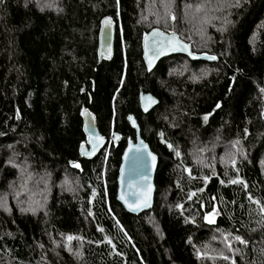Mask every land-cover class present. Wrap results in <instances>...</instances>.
<instances>
[{
  "label": "trees",
  "instance_id": "1",
  "mask_svg": "<svg viewBox=\"0 0 264 264\" xmlns=\"http://www.w3.org/2000/svg\"><path fill=\"white\" fill-rule=\"evenodd\" d=\"M152 29L216 62L146 73ZM84 108L107 142L91 160ZM128 116L157 158L138 216L115 200ZM0 264H264V0H0Z\"/></svg>",
  "mask_w": 264,
  "mask_h": 264
},
{
  "label": "water",
  "instance_id": "2",
  "mask_svg": "<svg viewBox=\"0 0 264 264\" xmlns=\"http://www.w3.org/2000/svg\"><path fill=\"white\" fill-rule=\"evenodd\" d=\"M172 22V20H171ZM115 24L108 16L99 22L96 36L97 59L107 61L113 50ZM141 61L146 73L154 70L157 63L172 56H184L191 62L214 63L216 59L207 54L191 51L189 44L180 40L175 34L152 29L142 35L140 40ZM157 104L156 99L148 93H139L138 107L142 114H147ZM81 129L85 138L78 149V155L88 160L93 159L106 145V140L98 133L94 116L87 110L80 111ZM126 121L134 132L133 140L127 139L120 156L116 175L115 200L123 210L138 216L149 211L154 195V174L157 158L147 143L140 137L138 126L132 116ZM119 136L113 134L110 142L116 144Z\"/></svg>",
  "mask_w": 264,
  "mask_h": 264
},
{
  "label": "snow or ice",
  "instance_id": "3",
  "mask_svg": "<svg viewBox=\"0 0 264 264\" xmlns=\"http://www.w3.org/2000/svg\"><path fill=\"white\" fill-rule=\"evenodd\" d=\"M213 59H214V57H213ZM69 239H71V237ZM237 239H239V238H237Z\"/></svg>",
  "mask_w": 264,
  "mask_h": 264
}]
</instances>
